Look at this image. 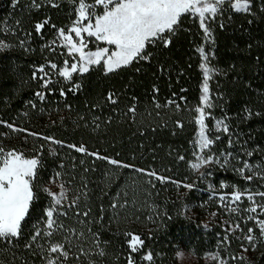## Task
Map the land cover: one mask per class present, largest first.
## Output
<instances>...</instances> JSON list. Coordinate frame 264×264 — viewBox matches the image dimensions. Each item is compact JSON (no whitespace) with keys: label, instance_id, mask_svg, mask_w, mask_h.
Wrapping results in <instances>:
<instances>
[{"label":"trees","instance_id":"16d2710c","mask_svg":"<svg viewBox=\"0 0 264 264\" xmlns=\"http://www.w3.org/2000/svg\"><path fill=\"white\" fill-rule=\"evenodd\" d=\"M36 3L39 8L32 7V0H18L13 7V0H0V40L12 45L0 51V121L63 143L31 136L25 139V132H12L0 124V145L6 150L21 151L29 158L39 155L42 167L37 183L41 187L56 185L59 190V183L66 182L72 189L70 199L79 192H87L90 218L96 221L92 231L99 232L101 240L108 242L101 245L105 256H97L93 251L91 258L96 264H128L130 255L134 264H149L142 261V256L149 252L153 256L151 264H177V252L181 249L198 258L215 253L228 264H264V239L257 240L254 250L246 240L241 243L236 238L240 232L230 235L228 242L223 240L230 221H239L244 233L250 227L257 237L260 233L253 221L245 223L244 213L229 215L220 207L219 199L222 194L230 195L233 185L240 190L264 191V179L256 177L248 182L234 170L242 166L243 160L264 162V0H249V12H236L230 4L223 5V11L208 23L214 43L205 41L198 19L194 21L184 14L169 47L148 46L147 51L152 53L150 61H134L107 75L102 66H96L82 76L74 74L72 82L64 81L47 67L48 61L62 67L65 58L70 63L66 48L60 46L52 52L46 45L55 38L57 28L70 25L77 4L69 0H52L57 7L49 0ZM102 10L97 7V12ZM45 19L49 23L37 34L35 25ZM5 28L11 34L4 32ZM20 40H26L25 47H20ZM201 46L206 52L214 51L211 65L220 69V74L213 75L209 82L210 96L216 104L210 111L216 118L228 117L234 145L228 147L227 134L213 132L221 139L211 152L214 158L223 159L229 151L237 157H229L230 163L225 167H190L196 161L194 151L198 152L194 149L198 130L194 109L200 104L203 79L201 58L196 51ZM41 64L53 79L51 93L40 88L38 79H31L34 69ZM73 83L81 85L75 93L68 91ZM61 87L66 96L60 95ZM154 87L158 92H153ZM36 91L46 92L45 102L36 99ZM109 93L114 94L117 103L108 101ZM171 99L180 104L179 111L175 105L163 107ZM29 101L37 107L32 108ZM156 103L162 107L157 109ZM133 105L135 116L128 112ZM246 110L252 112L249 119L245 118ZM178 121L183 127L177 126ZM205 123L209 128L214 125L211 117ZM69 144H83L88 151L101 156L155 170L175 183H161L154 178L149 183L147 176L131 168H118L106 160L78 153L65 146ZM257 146L260 151H253L251 158L244 155L245 149L255 150ZM81 160L85 163L81 164ZM85 167L90 171L85 172ZM57 172L64 175L51 183ZM221 182L228 187L221 188ZM37 191L39 198L30 208L22 236L15 244L0 241V264H42L41 256L24 247L32 225L43 215L50 199L45 192ZM117 202L123 207L113 210L112 204ZM248 204L245 199L240 207ZM101 206L105 209L103 221L99 220ZM80 210H85L83 197ZM61 219L66 226L81 229L71 209L69 217ZM84 232L87 236L86 228ZM125 233L139 235L144 241L143 249L131 253L130 237ZM52 239L63 237L58 234ZM91 239L89 236L88 240ZM84 247H89L87 242ZM243 247L248 250L242 251ZM81 259L87 264V258ZM68 264L79 261L70 254Z\"/></svg>","mask_w":264,"mask_h":264},{"label":"snow or ice","instance_id":"6c2138e0","mask_svg":"<svg viewBox=\"0 0 264 264\" xmlns=\"http://www.w3.org/2000/svg\"><path fill=\"white\" fill-rule=\"evenodd\" d=\"M18 0H13V7L16 6ZM52 3V0H49ZM70 3H76L75 18L70 25L56 29L55 38L49 42L48 47L52 52L56 51L57 47L67 49V56L71 57L72 62L69 63L67 58L63 61V67H59L57 63L52 61L47 62V67L52 70L58 77L64 81L72 82L73 75L82 76L88 73L93 67L102 66L105 74L113 73L123 67L130 66L134 61L143 60L150 61L152 53L147 51L148 46H159L167 48L172 43V38L177 34L180 28L181 18L184 14L189 15L193 20L199 21V27L203 31L205 41L214 43L212 39V29L208 26L209 20H214L219 13L223 11L222 6L226 3L230 4L236 12H249V0H94L92 3L86 0H69ZM53 7L58 5L52 3ZM102 8V12H97V7ZM32 7L39 8L40 4L36 0H32ZM49 23L45 19L41 23L35 25L37 34ZM223 27V25H221ZM53 28H56L53 25ZM4 32L11 34L9 29L5 28ZM74 34V36H73ZM75 37V38H74ZM59 41V43H58ZM96 44L95 50L88 48L89 43ZM104 43L107 46L101 47ZM20 47H25L26 40H20ZM12 45L0 40V51L7 50ZM27 50V48H26ZM196 51L201 58L199 68L202 70L203 79L201 84V94L199 97L200 104L196 106L194 122L198 126L197 138L194 141L193 155L199 163H191L190 167L199 169L201 165L218 164L225 167L230 163L229 157L237 159L232 152L223 154V159L211 152L212 146L216 141L221 139L220 135H212V133H224L229 136L228 147L234 145L231 139L232 133L229 131L230 125L227 123V116L216 118L212 116L211 109L216 107L210 96V80L213 75L220 74V69L211 65V60L215 58V53L206 52L203 46L198 47ZM39 73V77L37 76ZM31 79L39 80L40 88L51 93L49 87L53 84V79L44 64L36 67L32 73ZM81 85L73 83L68 89L71 92H77ZM186 91V90H182ZM153 92H158L157 88H153ZM36 99L43 103L47 99L45 91H36ZM60 95L66 96L63 87L60 89ZM108 101L112 104L117 103L114 94L109 93ZM181 101L186 100L185 97H179ZM32 108H36L37 104L33 101L28 102ZM175 105L177 111L180 110V104L175 99L168 100L163 107ZM157 109L162 105L155 104ZM40 111H43L41 108ZM128 112L133 116L136 114L135 105L128 108ZM258 115V113H257ZM252 116L250 110H246L245 118L249 119ZM211 117L214 121L212 128H209L205 123L206 119ZM12 132H25L27 136L40 138L46 141H52L56 144H62L61 141H55L52 137H41L40 134L29 132L27 129L15 127L12 123L0 121ZM178 127L183 125L178 121ZM70 149H74L78 153L95 157V159L106 160L108 164L118 168H131L149 178V183L155 180L161 183L173 182L170 178L163 177L155 172V170H145L136 168L133 165L124 164L121 161L101 156L98 152H90L81 144L65 145ZM43 146L41 145V148ZM207 150V151H206ZM253 151H260L259 146L255 150H244V155L251 158ZM181 160L184 157H180ZM81 164L85 161L81 160ZM94 163V161H93ZM241 167L234 170L243 179L251 182L256 177L264 179V162L251 163L249 160H243ZM42 167L39 155L27 158L25 154L16 149L6 150L0 145V241L15 244L22 236V226L26 223L30 216V208L38 201L37 189L45 192L50 198L47 206L43 210V215L32 225L33 231L26 241L24 247L42 257V264H68L70 254L79 261V264H84L81 258H87V264H96L92 257L93 251L95 255L103 257L106 255L105 248L101 245H107V241H102L99 232L92 231V225L96 223L91 219V208L88 206L87 192H79V194H69L72 191L66 182L59 183V191H52L51 187H41L38 183L39 169ZM63 168V165H60ZM85 172L90 171L85 167ZM248 173V175H245ZM64 173H55L51 183H56V178L62 177ZM186 187H191L186 185ZM221 188L228 185L221 182ZM234 191L229 194H222L219 199L220 207H223L229 215L235 213L240 215L244 213L246 221H253L256 228L259 229L260 236L254 234V228H248L247 233L243 232L241 224L237 222H228L226 227V235L223 237L225 242L229 241V236L235 232H240V236L236 238L248 242V247L255 248L257 240L264 239V191H251L249 189L240 190L235 185L232 186ZM87 188V184H84ZM79 191V190H78ZM83 197L84 209L80 210L81 198ZM249 202L248 206L241 208L244 200ZM123 207L122 204L113 203L112 208ZM72 210V215L76 219V223L81 225V229L70 228L65 225L61 218L69 217V210ZM100 221L104 220L105 209L101 206ZM243 218V217H242ZM87 229V236L84 229ZM62 235L63 239L53 240L55 235ZM128 240V247L131 253H137L144 247V241L139 235L133 233H125ZM91 240H88V237ZM87 242L89 247L85 248L84 243ZM248 247H243L242 251H247ZM213 259L219 260L220 264H228L226 260L214 256ZM232 259H237L232 257ZM242 261L244 257H239ZM142 261L151 262L153 256L149 252L142 256ZM128 264H134L132 256L128 257Z\"/></svg>","mask_w":264,"mask_h":264},{"label":"rangeland","instance_id":"374dc122","mask_svg":"<svg viewBox=\"0 0 264 264\" xmlns=\"http://www.w3.org/2000/svg\"><path fill=\"white\" fill-rule=\"evenodd\" d=\"M233 2H235V0H233ZM73 36H74V34H73ZM102 44L103 45L101 47L107 46L104 43H102ZM88 48L94 51L96 48V44L94 42L89 43ZM66 51H67V49H66ZM71 62H72V59H71ZM197 132H198V130H197ZM196 138H197V135H196ZM27 158H29V157H27ZM195 163H199V162L196 160ZM204 166H207V165H201L200 168H202ZM51 189L54 192L59 191L56 189V185H53L51 187ZM183 252H184V257L183 258L177 257V264H220L219 260L213 259L214 256H217L215 253H207V254L203 255L201 258H198L190 251L183 250Z\"/></svg>","mask_w":264,"mask_h":264},{"label":"clouds","instance_id":"9594fccd","mask_svg":"<svg viewBox=\"0 0 264 264\" xmlns=\"http://www.w3.org/2000/svg\"><path fill=\"white\" fill-rule=\"evenodd\" d=\"M177 257H178V258H183V257H184V252H183L182 249H181L180 251L177 252Z\"/></svg>","mask_w":264,"mask_h":264}]
</instances>
